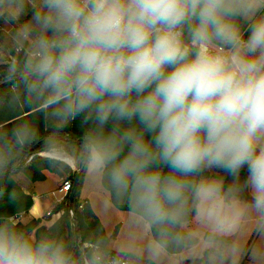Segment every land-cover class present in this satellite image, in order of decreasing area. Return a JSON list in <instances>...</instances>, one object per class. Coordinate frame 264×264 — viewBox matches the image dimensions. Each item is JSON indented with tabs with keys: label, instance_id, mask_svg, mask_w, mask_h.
Here are the masks:
<instances>
[{
	"label": "clouds",
	"instance_id": "9594fccd",
	"mask_svg": "<svg viewBox=\"0 0 264 264\" xmlns=\"http://www.w3.org/2000/svg\"><path fill=\"white\" fill-rule=\"evenodd\" d=\"M0 85V196L40 150L125 225L16 204L0 264H264V0H0Z\"/></svg>",
	"mask_w": 264,
	"mask_h": 264
},
{
	"label": "trees",
	"instance_id": "16d2710c",
	"mask_svg": "<svg viewBox=\"0 0 264 264\" xmlns=\"http://www.w3.org/2000/svg\"><path fill=\"white\" fill-rule=\"evenodd\" d=\"M4 87V85H0V88ZM13 119V114L0 109V122H5L7 124H10ZM38 122L40 124L41 129H43V120L38 118ZM82 125L79 118H77L75 121L71 123V125L66 129V131L79 135L82 132ZM43 153L40 150H33L30 153L25 154L22 156L21 160L18 161V170L11 174V184L7 185L6 188L3 190V195L0 196V211L10 210L18 204L22 208V215L27 214L28 211L31 209L33 205L32 195L24 193L22 189L19 187V185L16 183L14 176L17 174H23L25 178L30 183H35L39 181H44L45 176L43 174L44 171H48L50 173L54 174H60L58 172H54L49 167V162L43 158L40 157L38 154ZM29 157H33L29 163H26V160ZM68 175V179L72 181L76 174H69L68 172H64ZM83 185L82 178H79L78 181V188L76 190V193L74 195L73 199V207L72 210H69V203H68V197L64 199L58 206H56L52 212L56 213L59 211H62L61 218L55 222L53 225H56L59 223L65 233H71L75 236V233L77 236H84L88 237L98 231H102L105 234L104 228L101 225V223L98 221L96 216L93 214L90 206L88 204H81L80 203V190ZM119 210V209H117ZM121 211V210H119ZM71 215L74 217V222L71 220ZM21 223V222H19ZM41 221L40 220H30L28 223L23 224L25 226L32 227V230L35 231L36 229H43V228H50V227H44L40 226ZM116 231L114 232V234Z\"/></svg>",
	"mask_w": 264,
	"mask_h": 264
},
{
	"label": "crops",
	"instance_id": "0c3cea01",
	"mask_svg": "<svg viewBox=\"0 0 264 264\" xmlns=\"http://www.w3.org/2000/svg\"><path fill=\"white\" fill-rule=\"evenodd\" d=\"M43 174L45 176V180L35 183H30L23 174H17V178H14L16 183L24 193L32 195L33 200L31 209L27 214L21 215L18 222L26 224L30 220L34 219L41 221L40 226L50 227L61 218L62 211L56 213L52 212V210L62 202V196L58 193V189L60 188V185L62 183L60 181L61 175L50 173L48 171H44ZM88 198L89 197L85 194V183L83 182V186L80 190V203L88 204L90 206ZM92 212L95 215L93 209ZM47 213H50V215H47ZM97 219L98 221L100 220L99 222L104 228L103 222L100 217ZM104 231L106 235L114 237L119 236V232H117L118 234H109L108 232H106L105 228Z\"/></svg>",
	"mask_w": 264,
	"mask_h": 264
},
{
	"label": "rangeland",
	"instance_id": "374dc122",
	"mask_svg": "<svg viewBox=\"0 0 264 264\" xmlns=\"http://www.w3.org/2000/svg\"><path fill=\"white\" fill-rule=\"evenodd\" d=\"M60 175H61V179H60L61 182L68 178V175L66 173L63 174L60 173ZM16 176H14V178H17ZM85 194L89 197L88 199L90 202V206L93 209L96 217L97 218L100 217V219L102 220L106 232H108L109 234H113L116 229V233L119 232L120 235L125 227L124 216L122 211L114 209L111 212H108L103 207L100 200H98L97 193L87 184H85Z\"/></svg>",
	"mask_w": 264,
	"mask_h": 264
},
{
	"label": "built area",
	"instance_id": "2783aa9c",
	"mask_svg": "<svg viewBox=\"0 0 264 264\" xmlns=\"http://www.w3.org/2000/svg\"><path fill=\"white\" fill-rule=\"evenodd\" d=\"M38 155L41 157V155H44V154L40 153ZM32 158L33 157H29L26 160V163H29ZM71 188H72V181L70 179L67 178L66 180L62 181L60 188L58 189V193L61 194V196H62V201H64V199L66 197H68V194H69ZM47 215H50V213H47Z\"/></svg>",
	"mask_w": 264,
	"mask_h": 264
},
{
	"label": "water",
	"instance_id": "95a60500",
	"mask_svg": "<svg viewBox=\"0 0 264 264\" xmlns=\"http://www.w3.org/2000/svg\"><path fill=\"white\" fill-rule=\"evenodd\" d=\"M44 154V153H43ZM41 157L45 158V154L44 155H41ZM78 181H79V178L77 175H75L74 177V180H73V185H72V188L68 194V203H69V210L71 211L72 210V207H73V199H74V195L76 193V190L78 188ZM71 220L72 222H74V217L73 215H71ZM75 236H77V234L75 233ZM78 237V236H77Z\"/></svg>",
	"mask_w": 264,
	"mask_h": 264
}]
</instances>
